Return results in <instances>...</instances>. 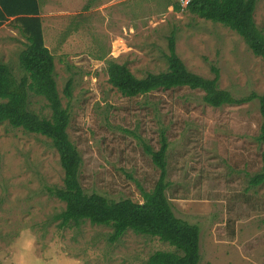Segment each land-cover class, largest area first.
Returning a JSON list of instances; mask_svg holds the SVG:
<instances>
[{
	"label": "rangeland",
	"instance_id": "374dc122",
	"mask_svg": "<svg viewBox=\"0 0 264 264\" xmlns=\"http://www.w3.org/2000/svg\"><path fill=\"white\" fill-rule=\"evenodd\" d=\"M173 2L133 0L126 32L112 27V34L99 22L84 25L87 34L59 33L58 16H46V45L71 114L68 132L83 158L82 185L113 199L142 201L140 186L152 188L159 176L144 146L158 148L165 127L171 143L167 193L178 216L201 225V264H264V186L248 181V173L261 167L254 138L262 120L259 100L213 107L203 91L189 88L129 99L108 80L111 57L139 77L166 70L174 34L189 70L213 78L212 67H218L220 88L237 98L264 92V60L239 33L186 9L175 11ZM255 19L264 32V0H257ZM0 33L9 40L0 45V61L19 78L23 36ZM69 79L71 97L64 91ZM30 100L31 109L50 115L44 97L30 92ZM63 178L48 137L0 122V264H147L155 251L175 250L131 230L112 242L110 227L88 220L59 227L57 215L66 204L52 189Z\"/></svg>",
	"mask_w": 264,
	"mask_h": 264
},
{
	"label": "trees",
	"instance_id": "16d2710c",
	"mask_svg": "<svg viewBox=\"0 0 264 264\" xmlns=\"http://www.w3.org/2000/svg\"><path fill=\"white\" fill-rule=\"evenodd\" d=\"M40 6L39 0H0V26L13 16L12 20L19 24L25 39L18 54L24 75L18 78L10 63L0 61V122L42 134L57 149L64 178L63 185L52 191L66 204L57 215L59 227L72 223L79 225L88 220L95 225L110 227L112 242L129 230L158 237L175 250H157L149 256L147 264H201V225L178 216L167 193L172 184L168 174L171 143L165 127L160 129L158 148L147 143L144 146L159 170V176L152 188L140 186L142 201L130 197L113 199L96 191L88 192L83 187L80 179L83 158L68 132L71 114L59 93L55 55L45 42ZM173 6L175 11L183 10L178 1H174ZM256 6L257 0H191L184 9L235 30L252 52L264 60V32L256 23ZM168 48L165 55L168 68L148 72L142 77L137 76L127 63L111 57L107 61L110 84L129 99L177 88L203 91L204 101L213 107L258 99L262 120L254 138L261 147V167L248 173V181L250 185L264 186V92H252L237 98L229 90L220 88L218 67H212L213 78L189 70L177 53L174 34ZM71 89L72 79H69L64 90L68 97L72 95ZM30 92L47 100L50 115L31 109Z\"/></svg>",
	"mask_w": 264,
	"mask_h": 264
},
{
	"label": "crops",
	"instance_id": "0c3cea01",
	"mask_svg": "<svg viewBox=\"0 0 264 264\" xmlns=\"http://www.w3.org/2000/svg\"><path fill=\"white\" fill-rule=\"evenodd\" d=\"M40 1V16L42 18L43 32L45 36V27L48 24L46 16L55 13L58 16L56 26L60 28L58 32H70L74 35L87 34L82 30L84 25L92 23L93 25L99 22L106 32L112 34L113 28L121 27L126 32V19L129 16V11L134 6H130L133 0H39ZM169 1V0H167ZM174 1V0H170ZM172 4H168V8ZM14 17H10L0 26V32L10 30L17 36L18 32L21 36L19 24L13 21ZM116 24V25H115ZM66 28V31H64ZM122 32L121 30H117ZM2 34V33H0ZM13 35V41L19 43V39ZM23 41L25 39L20 37ZM9 41L7 35L0 36V45L3 41ZM46 42V40H45ZM7 62V61H6Z\"/></svg>",
	"mask_w": 264,
	"mask_h": 264
},
{
	"label": "built area",
	"instance_id": "2783aa9c",
	"mask_svg": "<svg viewBox=\"0 0 264 264\" xmlns=\"http://www.w3.org/2000/svg\"><path fill=\"white\" fill-rule=\"evenodd\" d=\"M177 1L181 5V7L184 9V8H186L189 5L191 0H177Z\"/></svg>",
	"mask_w": 264,
	"mask_h": 264
}]
</instances>
